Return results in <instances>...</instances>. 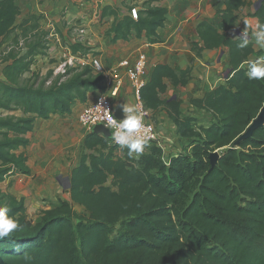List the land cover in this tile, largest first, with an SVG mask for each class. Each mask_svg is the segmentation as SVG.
<instances>
[{
	"label": "trees",
	"instance_id": "obj_1",
	"mask_svg": "<svg viewBox=\"0 0 264 264\" xmlns=\"http://www.w3.org/2000/svg\"><path fill=\"white\" fill-rule=\"evenodd\" d=\"M18 3L0 0V45L15 31ZM245 5L246 0H225L216 14L220 20L197 28L203 41L195 45L199 52L227 47L232 68L226 83L192 100L211 116L209 126L184 115L179 101L160 97L167 90L165 79L184 85L190 69L178 75L170 65L157 64L141 90L147 107L167 109L191 151L168 164L157 145H145L142 154L129 157L127 147L116 154L109 137L90 131L68 190L71 201L89 212L88 219L77 220L73 203L60 199L33 221L23 198L0 189V208L18 222L0 238V264H264V126L241 139L264 106V80L249 79L242 65L264 50L256 52L250 39L241 48L242 34L230 36ZM129 9L122 14L102 8L101 18H115L107 31L110 40L145 33L149 42H161L158 29L168 9L151 1ZM252 15L264 24V0ZM42 17L31 14L12 39L18 46L19 37L26 38L25 52L9 49L11 41L0 56V182L14 174L31 175L25 149L37 118L70 114L77 100L86 101L90 91L102 88L103 75L90 66L70 68L65 80L55 78L49 85L52 70L44 75L32 70L36 56L48 48ZM71 47L88 50L79 43ZM216 150L220 157L212 166Z\"/></svg>",
	"mask_w": 264,
	"mask_h": 264
},
{
	"label": "crops",
	"instance_id": "obj_2",
	"mask_svg": "<svg viewBox=\"0 0 264 264\" xmlns=\"http://www.w3.org/2000/svg\"><path fill=\"white\" fill-rule=\"evenodd\" d=\"M25 1L30 2V0ZM70 1L71 0H38V5H30L27 7L24 10L23 16L27 19L31 14L42 15L44 12L56 14L57 11L61 10V8L67 5ZM136 1L137 0H133L132 2ZM148 1H151L155 6H164L168 9L165 25L158 29V33L162 38V41L151 43L148 41L145 33H143L141 36H133L129 40L121 39L113 42L107 36V31L110 29L115 18L113 15H107L101 19V25H95L98 26L96 29L94 26L93 33L91 34V45L95 46V55L100 57L103 63L107 66H115L124 59L134 61L140 52H143L148 58L145 75L147 81L151 78L153 70L157 64L170 65L175 69L178 75H181V70L190 69V78L184 85H177L170 79H165L167 90L160 93V97L169 101H179L181 103L180 109L182 113L184 115L192 116L196 118V120L198 118V123L202 124L200 117L206 111L194 105L192 100L200 99L207 91L216 88L220 84L226 83V74L229 70L232 71V68L230 65V57L227 47L221 46L214 49L206 48L199 52L198 47L195 45L199 44V46H201L203 45V41L199 36L197 28L203 21H219L220 19L216 14L218 10L225 8V0H139L131 7H141ZM246 2L247 5L238 11V21L234 31L235 33H238L237 35L244 32L246 27L244 20L251 21L253 27L259 23L258 18L252 15L257 8V5H255V9L252 12H247L246 9L250 5V0H246ZM18 5L20 6L19 3ZM127 5H129L127 0H102L101 10L105 6H111L123 14L124 12H128L130 10V7ZM71 9L76 11L75 6L74 8L71 7ZM20 15H22L21 6L20 14L16 21L15 31L11 38L2 43L0 46L1 53L2 51H5L9 42H11L16 35L21 33L20 26L25 19L20 20ZM239 23L242 24V30H239ZM61 30L65 36L69 35L64 26L61 27ZM248 32L249 39L256 52L264 50V48H261L255 43L251 29H249ZM236 37L237 36L232 38ZM260 56H264V53L251 55L249 60L243 63L242 67L248 68L250 62ZM120 71L121 73H124L123 69ZM229 76H231V73ZM0 78H2V73ZM101 93H108L105 91L103 84L101 89L90 91L86 101L77 100L73 104L72 112L70 114H54L46 120L41 118L36 119L34 130L28 134L31 141L30 145L25 149L28 156L27 163L31 168V171L33 168H49V166H52V161L54 160H52V158L56 156L55 154H57L55 152L52 153V148L55 149V145L57 144L59 137L65 135L64 138L67 140V144H60L59 148L63 151H67L70 156L72 155L76 158H72L70 162H67L66 167H54V171H58V185H61L66 191L69 189L65 188L68 184L67 178H71L73 169L80 164L81 158L79 157V150L81 148L84 150L85 137L90 131H93L81 124L79 115L85 107L93 104ZM111 100L115 108V113L117 110L120 111V119L123 120L125 118L123 106L125 104L135 105L136 100L135 90L130 80L126 77L124 78V84L121 87V90L117 96L111 95ZM150 110L153 116L152 120L155 122L156 126H158L157 129L161 136L165 138L164 148L161 149L163 159L168 164L171 157L178 155V153H186L185 151L179 152L180 148H178V146H180L183 142L186 143L187 140L179 135L178 128L170 120L169 113L166 108L161 107L157 110ZM154 114L158 116V124L156 123ZM206 126H209V123L206 124ZM36 129L37 134H34ZM53 130L60 131V133H55ZM174 136L176 138H173ZM175 141H178V143L180 142V145L177 144L178 146L174 147ZM190 148L191 146H189V149ZM116 149L117 151H115V153H120V150L118 148ZM22 150L24 149H21V151ZM65 168H67V171ZM68 168H71L70 175L68 173ZM32 173L31 175L14 174L7 178L12 179L13 177L19 175L29 177L32 176ZM35 185L37 184L34 183V185H32L29 183L27 186H30L31 188ZM65 199L69 200L68 198Z\"/></svg>",
	"mask_w": 264,
	"mask_h": 264
},
{
	"label": "rangeland",
	"instance_id": "obj_3",
	"mask_svg": "<svg viewBox=\"0 0 264 264\" xmlns=\"http://www.w3.org/2000/svg\"><path fill=\"white\" fill-rule=\"evenodd\" d=\"M132 1L133 0H127L129 4L127 5L128 7L135 5L139 0H137L136 2H132ZM259 1L260 0H250V5L246 9L247 12H252L255 9V5H257L258 7ZM19 4L22 9V15H20L21 16L20 20L21 19L23 20L25 19V17L23 16L24 10L30 5H35V6L38 5V0H30V2L29 1L27 2L25 0H19ZM74 6H75L76 11L71 9V7L74 8ZM101 6H102V0H76V1L71 0L69 3H67V5L62 7L61 10L57 11L56 14H50V13L44 12L42 14L43 19L40 22L41 30L51 33L53 31L52 28L55 27V31L59 33L64 43L63 45H59L55 42L53 37L48 39L50 35L49 33V35L45 37V40H46V44L48 45V47L50 46L52 48L51 52L50 54H47L46 56H43V57L40 56V58L38 57L34 65V69L37 71L44 72V74L53 70V67L56 66L59 58L64 53V49H65L64 46L65 45L71 46L73 43L74 31L70 28V25L72 23L74 22L80 23L81 20L86 17H88L91 20L93 19L92 23L90 24L91 26L90 37H91L92 36L91 34L93 33V30H94V26L101 25L102 23L101 15H100V18H96L94 16L96 9H99L101 11ZM68 20H71L72 23L69 24ZM238 25L240 28L239 30H242L243 29L241 27L242 24L239 23ZM62 26L66 28L69 34L68 36L67 35L65 36L63 34L61 30ZM97 27L98 26H95V29ZM237 34H238L237 32L236 33L234 31L231 32L232 37L237 36ZM9 47H16L18 49V46L14 44L13 40H12V43L8 45V48ZM0 53H1V50H0ZM30 74L31 73H29L28 75ZM0 75H1V65H0ZM154 117H155L156 123L158 124V116L154 114ZM200 119L202 121V124L206 125L210 122L211 116L205 112L201 115ZM198 121L199 119L197 118V122ZM34 132H35L34 134H37V129ZM53 132L60 133V131H57V130H53ZM64 136L65 135L60 136L57 144L55 145L56 146L55 149L52 148V153L54 152L57 153L55 154L56 156L54 155L55 157L53 158L51 157L52 160L54 159L52 161L53 162L52 166H49V168H33L32 176H29V177L27 176L24 177L23 175H19V176L13 177L12 179L6 178L4 181L0 182V189H2L3 191L14 193V195H16L18 198H24L25 205L27 208L28 218H30L33 221L36 220V218L41 214L43 210L53 207L54 205L58 203L60 199L68 198L71 201L70 194L68 192L69 189L66 191L63 189L61 185H58V182H59L57 180L58 171H54L55 168L66 167L67 162H70L72 158L74 159L76 158V157H73L72 155L70 156L67 151H63L61 150V148H59L60 144H64V145L67 144V140H65ZM173 138H176V137L174 136ZM179 143L178 141H175L174 147H177L178 145H180ZM189 146H191L190 141H187L186 143L185 142L181 143V145L178 146V148H180L179 152H184V151L186 153L190 152L191 148L189 149ZM104 151L107 152L108 149ZM218 152L220 153L221 150H218ZM83 153L84 151L81 148L79 150L80 158L83 155ZM116 154H120V153L116 152ZM62 163H63V166H62ZM69 166H72V165H69ZM65 169L67 171V168ZM68 173L70 175L71 168H68ZM29 183H31L32 185L36 183L37 185L30 188V186H27ZM73 206H74V209L76 210L77 220H79L80 218L88 219L89 212L83 206L76 204V203H73ZM118 228H119V225H117L116 231ZM116 231L114 232V234H117Z\"/></svg>",
	"mask_w": 264,
	"mask_h": 264
},
{
	"label": "built area",
	"instance_id": "obj_4",
	"mask_svg": "<svg viewBox=\"0 0 264 264\" xmlns=\"http://www.w3.org/2000/svg\"><path fill=\"white\" fill-rule=\"evenodd\" d=\"M133 11H135V15H133ZM131 14L134 18H137V8H133L131 10ZM100 15V10L96 9L94 16L96 18H100ZM92 21L93 19L91 20L88 17L82 19L80 23H72L71 20H68L69 24L72 23L70 25V28L74 31V38L72 44H82L83 46L87 47L88 50L86 52H74L71 47L72 45H65L64 53L59 58L56 66L53 67L52 76L48 79L47 84H52L55 78H60V81L65 80L68 77L67 73L70 68L82 69L85 66H90L94 70V72L102 74V84L104 86L105 91H107L108 93H101L93 104L85 107L79 115V120L80 117L84 115L85 117L89 118V124L87 126L81 123L84 127L88 128L89 130H93L96 125L103 124L106 128L110 130L112 135V130L105 125V120L101 118L105 111L103 108L107 109L109 114L113 115L116 119L122 120L116 116L115 108L111 100V95H118L119 91L121 90V87L124 84V78L126 77L128 80H130L135 90V105L144 114V128L141 131V135L144 136L146 139L145 145H157L160 148H164L165 138L161 136L160 132L158 131L155 122L152 120V112L150 108L147 107L144 103V100L141 95V90L147 83V79L145 78L148 62L147 55L143 52H140V54L134 61H131L130 59H124L115 66H106L101 60V58L95 55V46L91 45L90 24L92 23ZM52 30L53 31L51 33L48 32V35L50 33L48 39L53 37L57 44L63 45L64 42L62 41V37L59 35L58 32L55 31V27H53ZM11 48L12 47H9V49ZM18 49L22 52H25L26 38L21 36L19 37ZM51 49L52 48L49 46L44 54L37 55L35 59H37L38 57L40 58V56L43 57L47 54H50ZM35 63L32 65V70H35ZM121 69H123L124 73H121ZM29 73H27V75ZM42 74L44 75V72H42ZM101 101H103V108H100L98 110L97 105H101ZM93 119H95V123L92 122ZM110 144L118 149L122 148V146L113 141L111 137Z\"/></svg>",
	"mask_w": 264,
	"mask_h": 264
},
{
	"label": "clouds",
	"instance_id": "obj_5",
	"mask_svg": "<svg viewBox=\"0 0 264 264\" xmlns=\"http://www.w3.org/2000/svg\"><path fill=\"white\" fill-rule=\"evenodd\" d=\"M135 15V11H133ZM246 25L244 32L240 38L239 47L244 48L249 44V32L251 29L252 36L255 43L261 48H264V24L257 23L255 27L252 26L251 21L244 20ZM247 75L249 79L264 80V56H260L248 65ZM98 106V110L102 107ZM102 119L105 120V125L112 130L111 138L117 144L122 147H127L129 157L140 155L143 152V148L146 144V139L141 135V131L144 128L143 118L144 114L136 105L125 104L123 111L125 118L123 120L116 119L113 115L109 114L107 109L103 108ZM81 123L85 126L89 124V118L82 115L80 117ZM95 123V119L92 120ZM18 228V222L8 215V209L0 208V238L8 236L14 230Z\"/></svg>",
	"mask_w": 264,
	"mask_h": 264
},
{
	"label": "water",
	"instance_id": "obj_6",
	"mask_svg": "<svg viewBox=\"0 0 264 264\" xmlns=\"http://www.w3.org/2000/svg\"><path fill=\"white\" fill-rule=\"evenodd\" d=\"M262 3V0L259 1V5L260 6ZM249 38V37H248ZM231 73V70H229L226 74V78H229V75ZM120 111L117 110L116 112V116L118 118H121L120 116ZM264 126V106L261 109L260 113L258 114V116L250 123V125L248 126L247 130L241 135V139H245L248 137H251L253 135V133L255 132L256 129H258L259 127ZM94 132L97 133H102L107 137H111V132L108 128H106L103 124H98L94 127L93 129ZM220 157V153L218 152V150L214 151L211 153L210 155V159H211V164L212 166L215 165L217 159ZM67 186H65V188H69L71 186V181L70 178H67Z\"/></svg>",
	"mask_w": 264,
	"mask_h": 264
}]
</instances>
